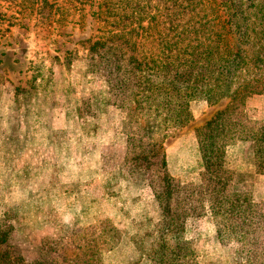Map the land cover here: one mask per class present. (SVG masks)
Listing matches in <instances>:
<instances>
[{
	"label": "rangeland",
	"instance_id": "374dc122",
	"mask_svg": "<svg viewBox=\"0 0 264 264\" xmlns=\"http://www.w3.org/2000/svg\"><path fill=\"white\" fill-rule=\"evenodd\" d=\"M226 2L134 0L131 11L138 14L133 26L138 55L152 60L170 56L174 41H182L180 44L191 41L198 52L204 50L206 44L212 46L218 28L225 24ZM188 3L193 5L188 7ZM1 5L6 15L0 17V220L7 217L8 224L14 228L9 244L24 254L38 256L41 240L46 236H60L63 227L60 221L70 218L58 213L50 190L37 191L38 174L34 173L38 166L35 164L40 161L34 154H54V148L46 145L51 131L37 127L36 135L28 137L25 144L19 142V135L26 134L24 122L34 121L37 115L49 122L52 112L56 111L58 131L54 135L63 143V147L62 143L59 145L60 152L90 154L86 164L100 167L107 174V177L102 175L103 180L106 178L105 185L98 180L61 185L56 189L65 203H79L83 210L91 208L93 211L100 202L95 224L89 226L76 218L75 233L85 240L97 239L100 264H154V247L162 249L158 243L165 216L143 169L131 170L122 139L127 135L120 132L122 111L111 105L100 81L90 72L85 59L87 51L80 43L87 38L97 40L106 36L118 19L114 12L122 13L123 8L112 11L103 0H91L82 9H64L48 26V23L38 24V17L29 10L17 13V7L10 2ZM10 15L16 18L9 19ZM194 23L206 25V36L198 31L189 41L190 34H180L191 30ZM228 38L232 50L242 47L236 35L229 34ZM250 48L243 45L247 56L252 57ZM225 103L227 100L217 105L194 101L191 104L193 120L185 127L165 132L154 128L153 140L135 135L149 144L139 150L143 151L142 157L165 153L172 176L185 183H198L204 165L194 127L210 116L225 114ZM134 112L143 118L141 109ZM231 116L252 127L264 123V89L251 93L245 107L232 110ZM145 123L144 119L129 122L125 132L141 133ZM74 136L81 142L76 149L70 141ZM118 136L121 138L117 140ZM150 144L156 145L153 148ZM227 154L226 162L241 174L239 178L255 176L253 142L237 141ZM246 181L251 183L254 200L264 202V174ZM28 190L34 192L33 195L27 196ZM41 202L44 208L40 207ZM216 234L211 216L187 220L183 235L191 243L190 250L199 254L191 264H239L238 244L217 243ZM171 242L176 244V239Z\"/></svg>",
	"mask_w": 264,
	"mask_h": 264
},
{
	"label": "trees",
	"instance_id": "16d2710c",
	"mask_svg": "<svg viewBox=\"0 0 264 264\" xmlns=\"http://www.w3.org/2000/svg\"><path fill=\"white\" fill-rule=\"evenodd\" d=\"M90 1L0 0V17L6 15L1 10V3L10 2L17 7V13L29 10L38 17V24L48 23L51 26L52 18L62 14L64 9H82ZM103 1L112 11H120L122 7L123 12H114L118 19L114 20V28L109 29L106 36L97 40L87 38L80 43L87 51L85 59L90 72L100 81L111 105L122 111L123 131L120 132L127 135L122 139L125 140L131 170L143 169L165 216L158 243L162 249L154 247L153 263L191 264L199 254L190 250L191 243L183 235L187 220L211 216L217 231L215 241L238 244L236 256L239 264H264V202L254 200L251 183L246 181L264 174V123L252 127L231 116L232 110L245 107L246 98L251 93H260L264 89V0H227L225 24L218 28L212 46L206 44L204 50L197 51L198 47L190 39L198 31L206 36L207 28L205 24L197 26L194 23L190 26L191 30L180 34H190L187 36L190 42L180 44L182 41H174L171 55L159 60L141 59L137 53L133 26L138 14L131 11L134 0ZM192 5L188 3V7ZM8 17L16 18L14 15ZM229 34L236 35L242 47L232 50ZM243 45L251 47L252 57L247 56ZM197 100L211 105L227 100L223 104L226 113L219 117L210 116L194 127L204 171L198 183H185L171 175L165 153L142 157L143 151L139 150L144 149V144H149L142 142L143 138L138 140L135 135L153 140L155 129L165 132L170 128L185 127L193 120L191 104ZM137 109L142 110L143 118H139ZM52 113L49 122L39 115L34 117V121L24 119L26 134L19 135L22 145L28 137L37 134V127L51 131L46 145L54 148L55 152L34 154L40 161L39 164L33 163L38 165L34 175L49 163L59 164L73 155L60 152L62 142L54 135L58 131L55 127L57 113ZM140 119L146 120L141 126V133L125 132L129 122L135 123ZM26 135L27 139L24 138ZM120 138L118 136L117 140ZM70 141L74 149L81 143L77 136ZM237 141L254 143L255 176L239 178L241 174L228 166L227 153ZM150 145L153 147L156 144ZM33 193L28 190L27 196ZM76 221L74 215L61 220L62 230L55 229L60 236L44 237L39 255L31 256L9 244L14 228L4 217L0 220V264H100L97 239L85 240L78 236L74 229ZM107 222L110 221L107 219ZM155 228L158 226L155 225ZM173 239H176V244L171 242Z\"/></svg>",
	"mask_w": 264,
	"mask_h": 264
},
{
	"label": "crops",
	"instance_id": "0c3cea01",
	"mask_svg": "<svg viewBox=\"0 0 264 264\" xmlns=\"http://www.w3.org/2000/svg\"><path fill=\"white\" fill-rule=\"evenodd\" d=\"M112 140L113 137L111 138V141ZM89 155L90 154H73L59 164L49 163L42 168L36 177V181L38 186L37 191H51L50 197L53 199L60 215L68 217L74 215L81 223L90 226L96 222V215L100 212V202L98 203V207H96V205L94 206L96 209L93 208V211L91 208L83 210L79 203L68 205V203L64 202L62 196L56 193V189L61 185L90 183L91 181L98 180L105 185L106 178L103 180L102 175L107 177L106 172L100 167L91 166L88 165V163L86 164ZM108 176H110V174ZM40 207H45L43 202L40 203Z\"/></svg>",
	"mask_w": 264,
	"mask_h": 264
}]
</instances>
